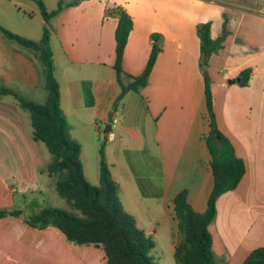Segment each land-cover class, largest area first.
Masks as SVG:
<instances>
[{"label": "crops", "instance_id": "crops-1", "mask_svg": "<svg viewBox=\"0 0 264 264\" xmlns=\"http://www.w3.org/2000/svg\"><path fill=\"white\" fill-rule=\"evenodd\" d=\"M11 2L29 7L24 0ZM82 2L93 4L92 0ZM79 4L63 2L60 13L49 21L59 107L71 127V138L80 144L81 163L90 141L96 148L98 184V151L103 147L123 210L152 241L168 229L172 243V199L179 191L187 190L194 211L203 212L206 207L212 174L203 140L208 116L196 26L209 22L210 38L215 39L225 21L226 35L210 56L206 71L216 127L242 161L244 175L234 190L217 199L209 230L215 262L241 264L253 249L264 247V0L228 1L223 4L227 12H218L221 21H158L147 30L137 29L130 12L118 5L133 23L122 58L123 72L141 73L152 34L160 36L161 50L146 86L125 94L115 110L112 105L120 93L113 69L117 19L64 21V12ZM36 14L41 20L38 33L20 32V37L41 38L44 21L38 8ZM184 25L185 35H180ZM39 69L33 51L0 34V88L44 102ZM244 69L250 70L246 86L227 83ZM110 113V131L103 134ZM44 150L32 139L29 113L13 96L0 95V209L18 210L23 218L41 209V198L56 182L46 173L49 159ZM82 169L84 178L94 185ZM56 236L54 231L27 228L18 218L0 219V264H65L67 252Z\"/></svg>", "mask_w": 264, "mask_h": 264}, {"label": "trees", "instance_id": "trees-1", "mask_svg": "<svg viewBox=\"0 0 264 264\" xmlns=\"http://www.w3.org/2000/svg\"><path fill=\"white\" fill-rule=\"evenodd\" d=\"M38 8L44 21L41 38L31 41L0 26L1 36L37 55L40 64L45 99L36 103L21 98L6 88L0 95H11L19 106L29 113L32 139L42 143L49 155L46 165L48 176L58 175L54 189L72 211L62 208L43 207L32 216L21 217L18 210L0 209V219L18 218L24 226L37 231H54L60 244L67 252L65 264H158L150 251L154 243L150 236L135 224L134 218L125 212L118 196V184L112 179L105 161L103 147L99 155V181L89 184L83 175L80 161V144L71 138V127L59 107L58 84L53 76L52 50L50 48L49 21L62 10L59 0L55 10L47 12L42 0H31ZM117 19L114 30V64L120 93L115 98V110L128 92L137 93L145 87L156 57L160 52L159 38L153 40L147 62L137 76L123 72L121 63L128 36L132 30L131 16L120 6L108 13ZM199 39V68L203 77V94L208 132L203 138L210 155L209 167L212 187L203 212H196L187 201V190L179 191L172 199L175 231L172 240L174 264H217L212 252L210 224L216 216V201L224 193L234 190L244 175L242 161L235 156L231 143L215 124L210 80L206 71L209 58L220 47L226 35L225 21L220 36L210 38V23L196 26ZM249 69L239 72L238 85H247ZM57 240V239H56ZM91 256L95 258L90 260ZM241 264H264V247L253 249Z\"/></svg>", "mask_w": 264, "mask_h": 264}, {"label": "rangeland", "instance_id": "rangeland-1", "mask_svg": "<svg viewBox=\"0 0 264 264\" xmlns=\"http://www.w3.org/2000/svg\"><path fill=\"white\" fill-rule=\"evenodd\" d=\"M24 1L28 3L29 7L12 3L11 0H0V25L6 26L7 30L17 35L20 32L31 35L37 34L40 28L38 21L41 20L38 14H36V5L29 0ZM71 1H77L80 4L77 8L64 12V21H112L111 17L116 20L115 16H111L108 13L115 6L120 5L130 12L133 21H136L137 29L147 30L157 26L158 21L159 24L160 22L165 24V21H217V15L220 10L223 13L227 12L223 4L231 0H98L99 4L97 0H92L93 4H86L82 0H63L64 3ZM43 2L47 12H50L55 10L58 0H45ZM184 27L185 25L183 28L180 27V35H185L183 34ZM29 98L34 102H42L31 96ZM87 142L85 151L82 152L84 161L81 164L87 171L86 176L88 180L97 185L95 179L96 148L91 144L92 142ZM39 144L45 149L42 143ZM46 156L49 159L47 152ZM57 176L53 175L52 177L53 179H57ZM87 182L89 183V181ZM41 201H43L40 204L41 208L52 207L72 211L66 202L56 194L53 187L47 188L45 196L41 198ZM28 208H31V206ZM153 243L154 246L150 251V255L154 257L156 262L158 264H174L170 231L166 229L153 239ZM90 260L94 261L95 258L91 256Z\"/></svg>", "mask_w": 264, "mask_h": 264}, {"label": "water", "instance_id": "water-1", "mask_svg": "<svg viewBox=\"0 0 264 264\" xmlns=\"http://www.w3.org/2000/svg\"><path fill=\"white\" fill-rule=\"evenodd\" d=\"M238 81H239V78H235V79H232V80H228L227 83L228 84H233V83H237ZM111 124H112V113H110V115H109V118H108L107 123L105 125V128L103 130V134H108L109 133Z\"/></svg>", "mask_w": 264, "mask_h": 264}]
</instances>
